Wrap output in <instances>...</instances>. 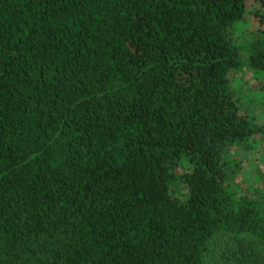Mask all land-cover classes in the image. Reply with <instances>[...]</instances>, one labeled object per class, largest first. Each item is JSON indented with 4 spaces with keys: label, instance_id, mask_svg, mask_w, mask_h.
I'll return each instance as SVG.
<instances>
[{
    "label": "trees",
    "instance_id": "16d2710c",
    "mask_svg": "<svg viewBox=\"0 0 264 264\" xmlns=\"http://www.w3.org/2000/svg\"><path fill=\"white\" fill-rule=\"evenodd\" d=\"M248 2L0 0V264H264Z\"/></svg>",
    "mask_w": 264,
    "mask_h": 264
},
{
    "label": "rangeland",
    "instance_id": "374dc122",
    "mask_svg": "<svg viewBox=\"0 0 264 264\" xmlns=\"http://www.w3.org/2000/svg\"><path fill=\"white\" fill-rule=\"evenodd\" d=\"M245 17L233 27L235 43L240 46L242 58L248 61L251 44L264 39V4L262 0H249ZM231 86L239 97V103L258 124L264 123V70H257L248 63L230 73ZM238 143V142H237ZM239 157L243 166L237 176L238 183L245 187L264 181V132H259L241 141L228 154Z\"/></svg>",
    "mask_w": 264,
    "mask_h": 264
}]
</instances>
